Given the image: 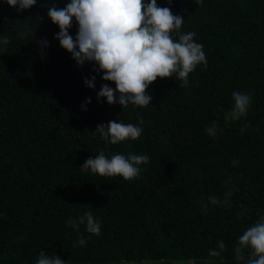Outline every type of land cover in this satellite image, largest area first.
<instances>
[{"label": "trees", "instance_id": "trees-1", "mask_svg": "<svg viewBox=\"0 0 264 264\" xmlns=\"http://www.w3.org/2000/svg\"><path fill=\"white\" fill-rule=\"evenodd\" d=\"M68 2L37 0L18 12L0 0V41H9L0 43V264H36L41 251L66 264H242L238 238L264 216V0H157L184 18L180 33H196L207 64L188 87L175 74L157 78L150 105L127 108L97 100L102 84H115L92 62L78 66L54 38L48 8ZM92 76L90 89L83 81ZM234 92L251 102L246 116L225 120ZM140 119L134 141L111 145L94 133ZM100 151L150 161L132 181L82 172ZM86 212L99 236L68 226ZM219 241L225 249L209 256Z\"/></svg>", "mask_w": 264, "mask_h": 264}, {"label": "clouds", "instance_id": "clouds-1", "mask_svg": "<svg viewBox=\"0 0 264 264\" xmlns=\"http://www.w3.org/2000/svg\"><path fill=\"white\" fill-rule=\"evenodd\" d=\"M10 7H16L18 12L34 6L37 0H4ZM203 0H196L202 3ZM169 5L172 0H168ZM47 15L51 22L58 26L59 32L54 36L59 45L78 66L92 62L93 71L103 73L101 79L115 84V88L102 84L97 100L105 98L109 105L119 104L127 108L130 104L146 107L152 100L147 89L157 78H169L174 74L181 80L182 86L188 87L189 74L197 65L207 64L203 45L194 41L195 32L180 33L184 18L174 15L170 7H160L157 0H69L63 8L50 6ZM77 25V33L73 38L69 29ZM179 34L174 40L172 33ZM7 44V38L0 41ZM41 47H47V40L40 41ZM88 88H94L95 76L84 79ZM234 101L225 120H238L246 116L251 97L247 94L234 92ZM90 98L81 105L90 103ZM142 119L137 124H124L116 120L107 124H98L94 133L111 145L126 140H137L143 129ZM216 122L208 128L209 135L216 134ZM150 157L144 154H114L110 157L100 151L95 158L89 157L80 170L90 171L101 177L119 176L125 181L136 179L141 172L140 165L148 164ZM233 164L238 163L232 161ZM231 190L225 195L230 196ZM212 205H219L218 198H209ZM207 208L208 204L202 205ZM69 227L79 231L81 224L86 225V231L96 236L100 235V222L91 212H86L77 219L67 221ZM78 245L84 247L86 241L78 238ZM75 246V245H74ZM219 250H210L208 255L217 257L225 249V244L219 241ZM250 249L251 255L245 259L244 249ZM235 259L242 264H264V216H261L252 226L238 238L235 248ZM36 264H66L56 255L39 253ZM68 264V262H67Z\"/></svg>", "mask_w": 264, "mask_h": 264}, {"label": "rangeland", "instance_id": "rangeland-1", "mask_svg": "<svg viewBox=\"0 0 264 264\" xmlns=\"http://www.w3.org/2000/svg\"><path fill=\"white\" fill-rule=\"evenodd\" d=\"M136 264V263H135ZM138 264V263H137ZM143 264H157L156 261H150V262H146V263H143Z\"/></svg>", "mask_w": 264, "mask_h": 264}]
</instances>
